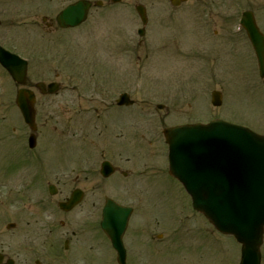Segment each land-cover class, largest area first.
I'll return each mask as SVG.
<instances>
[{
    "label": "rangeland",
    "instance_id": "obj_1",
    "mask_svg": "<svg viewBox=\"0 0 264 264\" xmlns=\"http://www.w3.org/2000/svg\"><path fill=\"white\" fill-rule=\"evenodd\" d=\"M140 2L145 5L149 20L146 34L147 44L142 42L140 46L136 47L139 61L133 63H131V52L135 50V47L131 46L129 36L133 26L136 25L134 19L136 15L133 10L121 5L93 9L87 22L76 29L49 31L42 26V28L20 29L23 32L19 29L15 30L16 36H25L29 39V50H25L24 53L30 58H38L39 55H42L45 60H48L43 64L34 62L32 67L44 69L46 81L56 80L59 83V91L56 95L38 96L35 108L36 121L38 125L40 124V129L37 132V137L39 141L40 139L45 140L50 131L70 140L73 139L72 134L74 133V143L78 137L82 141H86L91 150L84 152L87 150L86 148L84 151L78 149V154L74 159V178L76 175L82 177L86 174L87 166L83 161L76 163L77 160L83 159L78 155L87 153L89 158L93 149L104 147L108 153H115L120 150L119 147L122 143L130 145L128 138L125 137L127 134H133L131 130L133 126L130 127V120L127 121L124 114L111 116L112 122L116 124L106 125L98 122L96 123L97 128L94 129L95 123L92 124L89 119V113L90 116L93 114L90 109L92 107H97L100 110L107 108L109 100L115 97L112 90L108 92L103 86L126 89L130 91L128 92L130 98L146 103L151 108L158 102L164 104L165 109L156 111L157 117L148 115L140 120L139 126H136L137 133L142 132L143 135V140L137 139L139 146L136 147L143 149V153L146 154L154 152V166L157 169L156 174L146 176L141 182L142 191L140 192L141 188L138 190L140 192L139 204L134 201L132 193H126L127 185L118 183L116 186V180H112L111 184L109 181L103 185L95 183L93 185L95 186L94 196L106 194L122 204H132L134 213L136 214L138 211L135 215L136 219L144 214L152 213L154 206H157L156 212L162 215L170 212L178 213L177 220L182 221L183 228L173 232L174 243L170 245L173 255L168 260L178 261L179 264H238L239 246L236 241L231 236L216 233L201 216L191 211L188 196L183 188L167 174L163 146H157V142L156 144L149 142L147 139L149 135L145 128H151L157 135L163 125L172 123L170 121L177 122L190 116L195 121L205 122L207 118L221 114V117L230 118L231 120H227L231 122L243 124L256 132L264 133V89L258 77L253 57L250 54H239L228 58L222 56L219 59L220 61L217 63H220L221 79L217 76L220 73L216 72V80L220 79L224 104L219 108H214L209 103V91L205 92L202 83L204 74L208 71H197L198 66L202 67V63L186 55L187 47L194 45L197 48L199 43L204 41L205 49L213 51L215 49L214 43L201 33L196 19L210 22L214 29L227 23V26L231 27L230 32L232 33L230 23L236 21L237 12L247 6H253L258 12H264V0H191L181 5L177 10L166 9L165 6L168 5L166 0H122L120 4L127 3L133 6ZM44 3L46 8L42 15L45 14L50 18L54 17L65 0H52V2L46 0ZM185 5L189 10L180 11L184 9ZM120 7L122 8L120 9ZM177 11H180L178 16ZM14 40L19 41L17 38ZM159 42L163 43L162 48H154V43ZM224 50L226 48L223 45L222 54ZM217 52L219 54L218 47ZM35 70H31V77L35 76ZM86 70L92 77L86 75ZM206 83L209 84V82ZM98 90H106V92ZM164 93H169L171 96L178 93L177 100L171 101V97L165 98ZM75 95L78 96L77 102L74 101ZM143 103L142 105L145 107L146 104ZM13 118L14 121L18 119L15 113ZM79 118L83 123H78ZM132 119V123H137L139 120L136 117L134 119V116ZM148 120L151 122L145 124ZM126 122L129 128L128 132L124 127L118 126ZM47 126L51 127L50 130H45ZM99 133L101 135H98ZM116 133L122 135L124 133L126 136L123 135L120 140L125 142L119 143L115 139ZM151 139L154 140L155 137L153 136ZM140 142H142V146H140ZM21 148L15 145H4L1 148L3 151L2 153L0 151V172H3L6 166L4 163L9 157L18 158L12 154ZM75 149L74 146L72 155L75 154ZM134 149L135 147L132 146L129 153H133ZM55 150L63 154L62 159L67 158L71 153L69 143L61 141H58ZM52 154L58 155L57 153ZM72 155L69 156V159L72 158ZM70 165L72 163L68 162L64 169ZM78 171L82 173L79 174ZM19 180L20 176L15 173L13 181L16 186L12 189L14 198L21 197L24 193L17 187ZM82 185L87 187L85 183ZM94 196L91 199H94ZM14 204L16 205L14 206ZM1 206L0 212L2 210L6 212V203ZM13 206L14 208H23L18 202L13 203ZM21 211L14 217L18 222L21 221L20 224L27 221L33 222V218H39L37 211V216L31 214L28 209ZM74 213L78 212L74 210ZM10 219L11 216L8 215L2 217L0 229ZM21 228L27 229L28 227L23 224ZM9 233L11 234V232H7V235ZM128 234L126 239L129 238ZM19 239L20 237L12 238L17 242V244L14 243V248L19 249ZM148 253L150 252L148 251ZM261 257V264H264V236ZM94 259L96 262L103 263L105 261L106 264H109L111 259L109 249L105 248ZM158 260L163 261V259Z\"/></svg>",
    "mask_w": 264,
    "mask_h": 264
},
{
    "label": "water",
    "instance_id": "obj_2",
    "mask_svg": "<svg viewBox=\"0 0 264 264\" xmlns=\"http://www.w3.org/2000/svg\"><path fill=\"white\" fill-rule=\"evenodd\" d=\"M85 9L81 3L70 5L59 13L57 20L62 27L75 26L84 19ZM245 19L264 73L263 41L251 19ZM2 62L14 75L23 68L12 59ZM16 102L25 118L32 120L33 112L23 92ZM213 103L219 104L218 96L214 95ZM164 133L169 144L170 173L191 195L194 208L218 230L233 234L241 243L240 264H259L264 226V136L219 120L208 125L171 128ZM129 212L108 201L102 228L109 234L104 223L111 221L121 231ZM119 236L120 233L111 236L117 249H121Z\"/></svg>",
    "mask_w": 264,
    "mask_h": 264
},
{
    "label": "flooded vegetation",
    "instance_id": "obj_3",
    "mask_svg": "<svg viewBox=\"0 0 264 264\" xmlns=\"http://www.w3.org/2000/svg\"><path fill=\"white\" fill-rule=\"evenodd\" d=\"M31 0H0V28H7L12 26L13 17L11 16V13L13 11L17 12L18 14H23V11L25 10L24 3H29ZM70 3L73 1L67 0ZM77 0H74V2ZM92 5L97 6H103L105 3L113 2L114 0H87ZM25 14L22 16L24 17ZM54 18H47L44 22L45 26L52 27L55 26L56 23H54ZM34 25H36V22H33ZM213 36H216L219 38L218 31L214 30ZM200 50V47L197 48H191L189 50V54L196 55L198 51ZM4 99L0 102V107L2 108L3 112L8 111L10 106V101L8 99H5V95H2ZM44 163V162H39ZM116 171H120L121 173L125 174L122 171V165L115 166ZM39 168L41 169L40 172L35 173L33 175H29L28 177V183L29 185H32L37 182L38 179L39 182L42 184H46L47 191L50 185H54L57 192L61 193V191L58 188V185L61 183V180L64 178H60L58 180V176L62 174V166L59 164V160H55L54 163H50L49 166L46 164H40ZM131 174V172H129ZM54 179V180H53ZM67 181H70L69 178H65L62 182L65 183ZM74 184V178L70 181ZM66 224L57 225L54 229H49L50 235L45 234L47 237V240H42L39 251L35 250L33 252V248L30 246L31 250L28 253H14V254H3L4 249V242L5 240L2 238L4 236L3 232L0 230V250L3 252V260H0V264H74V259L70 260L65 258V260H58L57 258L59 256H62V254L65 252H74V231L71 232V235L69 234L68 230H63L65 228ZM37 253V254H36ZM39 258V259H38Z\"/></svg>",
    "mask_w": 264,
    "mask_h": 264
}]
</instances>
